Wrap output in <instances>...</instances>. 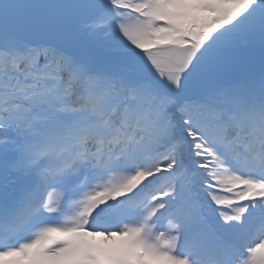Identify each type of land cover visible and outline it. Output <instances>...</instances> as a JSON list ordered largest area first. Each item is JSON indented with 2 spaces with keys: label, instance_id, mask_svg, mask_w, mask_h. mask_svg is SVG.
Returning <instances> with one entry per match:
<instances>
[{
  "label": "snow or ice",
  "instance_id": "1",
  "mask_svg": "<svg viewBox=\"0 0 264 264\" xmlns=\"http://www.w3.org/2000/svg\"><path fill=\"white\" fill-rule=\"evenodd\" d=\"M0 264H264V0H0Z\"/></svg>",
  "mask_w": 264,
  "mask_h": 264
}]
</instances>
